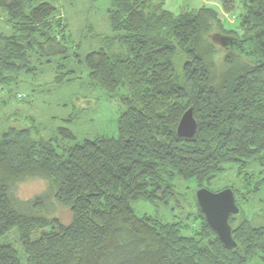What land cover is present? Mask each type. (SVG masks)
<instances>
[{
    "label": "trees",
    "instance_id": "obj_1",
    "mask_svg": "<svg viewBox=\"0 0 264 264\" xmlns=\"http://www.w3.org/2000/svg\"><path fill=\"white\" fill-rule=\"evenodd\" d=\"M217 1L226 13L238 9L242 32L226 27L204 4L173 12L165 0H111L112 33L85 55L84 64L90 81L118 94L124 106L116 136L84 139L59 152V140L75 138L67 127L53 139L34 137L29 128L0 127V237L17 227L28 264L264 261V222L242 209L229 217L236 250L222 243L197 205L184 223L138 215L131 205L137 199L165 202L175 194L168 181L175 176L200 187L239 162L249 179L245 162L264 161V61L244 55L245 38L264 29V0ZM55 2L0 0L14 30L0 33L4 92L36 72L30 60L35 44L38 61L66 50V26ZM218 35L244 42L224 47ZM189 106L197 128L193 136L179 137L176 126ZM32 176L46 187L26 199L15 197V186ZM262 188L264 171L246 192ZM232 189L239 206L240 192ZM59 206L70 211L67 223L57 215ZM0 264H19L10 244L0 242Z\"/></svg>",
    "mask_w": 264,
    "mask_h": 264
},
{
    "label": "rangeland",
    "instance_id": "obj_2",
    "mask_svg": "<svg viewBox=\"0 0 264 264\" xmlns=\"http://www.w3.org/2000/svg\"><path fill=\"white\" fill-rule=\"evenodd\" d=\"M110 4L111 0H56L57 13L62 15L66 26V37L61 41L66 50L50 56L42 55L40 62L38 44L34 45L30 60L37 66L36 72L25 74L21 82L12 84L9 93L0 87V98L7 100L6 103L0 102V127L29 128L34 137L45 139L57 137L58 128L67 127L75 138L59 140L60 146H56L59 152L63 151V145L117 135V120L124 106L118 94H111L90 81L84 64L85 55L103 46L104 37L112 33L107 14ZM202 4L214 8L226 27L242 32L239 29L238 9L226 13L217 0H165L166 8L173 12ZM13 32L12 22L5 10L0 8V33ZM68 70L72 72L65 75L63 80L55 81L57 75ZM238 164H229L225 171L214 174L204 186L212 191L226 187L239 190L237 202L240 209L249 219H255L256 223L264 222V188L250 195L246 192L253 185L254 179L264 171V161L252 159L245 162L246 172L252 176L249 179L241 175ZM168 181L173 186L174 195H170L165 202L158 199L133 200L131 205L135 213L146 214L163 222H191L196 215L197 205L195 191L198 186L195 180L175 176ZM45 187L46 181L27 177L15 186L13 194L17 198L26 199ZM57 215L64 223L71 218L69 209L63 206L58 207ZM0 242L10 244L16 250L19 264H28L17 227L4 233ZM259 264H264V261Z\"/></svg>",
    "mask_w": 264,
    "mask_h": 264
},
{
    "label": "water",
    "instance_id": "obj_3",
    "mask_svg": "<svg viewBox=\"0 0 264 264\" xmlns=\"http://www.w3.org/2000/svg\"><path fill=\"white\" fill-rule=\"evenodd\" d=\"M216 39L224 47L232 45L233 42L240 47V44L244 42V39L236 42L230 36L225 35H218ZM245 40L248 42V50L244 55L247 58L255 56L256 61H264V29L247 36ZM241 50H243L242 47ZM196 128L197 122L193 115V107L189 106L178 121L176 133L179 137H191L194 135ZM195 200L206 221L216 232L222 243L228 248L238 250L239 245L233 238L232 226L229 222L231 215L236 216L241 213V209L235 201L233 189L226 187L218 191H212L205 186H200L195 191Z\"/></svg>",
    "mask_w": 264,
    "mask_h": 264
}]
</instances>
